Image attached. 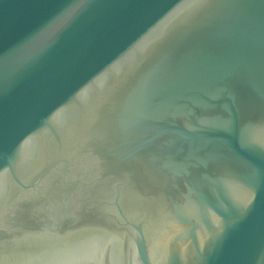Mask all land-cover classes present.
Wrapping results in <instances>:
<instances>
[{
    "label": "water",
    "instance_id": "water-1",
    "mask_svg": "<svg viewBox=\"0 0 264 264\" xmlns=\"http://www.w3.org/2000/svg\"><path fill=\"white\" fill-rule=\"evenodd\" d=\"M0 264H264V0H0Z\"/></svg>",
    "mask_w": 264,
    "mask_h": 264
}]
</instances>
